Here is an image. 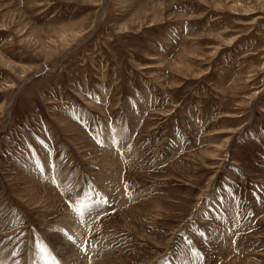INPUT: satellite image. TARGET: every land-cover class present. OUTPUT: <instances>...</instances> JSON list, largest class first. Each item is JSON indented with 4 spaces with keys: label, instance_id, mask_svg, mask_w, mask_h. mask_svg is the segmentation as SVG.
Wrapping results in <instances>:
<instances>
[{
    "label": "rangeland",
    "instance_id": "1",
    "mask_svg": "<svg viewBox=\"0 0 264 264\" xmlns=\"http://www.w3.org/2000/svg\"><path fill=\"white\" fill-rule=\"evenodd\" d=\"M33 241L264 264V0H0V260Z\"/></svg>",
    "mask_w": 264,
    "mask_h": 264
},
{
    "label": "snow or ice",
    "instance_id": "2",
    "mask_svg": "<svg viewBox=\"0 0 264 264\" xmlns=\"http://www.w3.org/2000/svg\"><path fill=\"white\" fill-rule=\"evenodd\" d=\"M97 142L100 143L99 140H97ZM118 143H120V142L113 140V144H118ZM37 166L40 168L41 172L45 171L44 165H37ZM48 167H49V171H50L51 168H55L56 166L50 165ZM51 182L53 184H55L57 188H61L63 186L62 184H57V178L56 177H52ZM125 187H127V186H125ZM106 203H108L107 198H101V199L95 200L94 203H90V204H77L75 201H71L68 206L71 208L72 213L76 217H83L85 212H87L88 215L91 216L96 208H98L100 205L106 204ZM73 204H75L76 206L73 207ZM96 219H99V217H96ZM65 235H66L67 239L72 241L74 244L76 243L72 236L67 235V233H65ZM189 243L191 244V241H189ZM32 246L34 249H38L40 251V253H42L41 259L44 261V264H59V261H57L56 258L54 256H52L51 253H49L47 251L46 246H43L40 242H36V241L32 242ZM76 247L79 249V251L84 252L86 254L88 251V248L91 247V242L85 241L82 244H77ZM16 254L17 253L14 252L13 256H15ZM192 255L195 257H198V259L201 261V264H202L203 255L201 253H199L195 247L192 248ZM0 264H4V262L2 260H0Z\"/></svg>",
    "mask_w": 264,
    "mask_h": 264
},
{
    "label": "bare ground",
    "instance_id": "3",
    "mask_svg": "<svg viewBox=\"0 0 264 264\" xmlns=\"http://www.w3.org/2000/svg\"><path fill=\"white\" fill-rule=\"evenodd\" d=\"M59 242V246H58V249L60 250H66L70 247V243L67 239H62V240H58Z\"/></svg>",
    "mask_w": 264,
    "mask_h": 264
}]
</instances>
